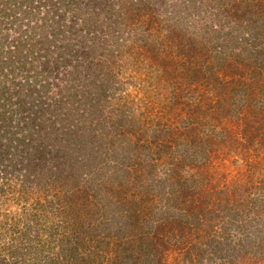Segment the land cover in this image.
<instances>
[{"label":"clouds","instance_id":"1","mask_svg":"<svg viewBox=\"0 0 264 264\" xmlns=\"http://www.w3.org/2000/svg\"><path fill=\"white\" fill-rule=\"evenodd\" d=\"M0 264H264V0H0Z\"/></svg>","mask_w":264,"mask_h":264}]
</instances>
